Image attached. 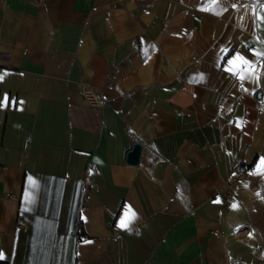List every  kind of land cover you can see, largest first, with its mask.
I'll use <instances>...</instances> for the list:
<instances>
[{
  "label": "crops",
  "instance_id": "crops-1",
  "mask_svg": "<svg viewBox=\"0 0 264 264\" xmlns=\"http://www.w3.org/2000/svg\"><path fill=\"white\" fill-rule=\"evenodd\" d=\"M208 3L0 0V264H264V23Z\"/></svg>",
  "mask_w": 264,
  "mask_h": 264
},
{
  "label": "snow or ice",
  "instance_id": "snow-or-ice-1",
  "mask_svg": "<svg viewBox=\"0 0 264 264\" xmlns=\"http://www.w3.org/2000/svg\"><path fill=\"white\" fill-rule=\"evenodd\" d=\"M233 8L240 7L237 4L231 5ZM259 7L260 12L256 11V7ZM253 8V15L256 18V20L260 23H264V3L259 2L257 0V4L252 6ZM205 11H211L216 15H220L223 13V11H226L227 9L222 7V0H210V3L206 4L204 9ZM264 43V41H262ZM153 48L155 46H152ZM145 55L147 56V49L144 50ZM230 50L222 49L221 52L223 55L227 56ZM253 55L257 57L258 60L261 58H264V47H262L259 50H252ZM261 67H264V65H261ZM224 70L228 73H230L233 76H236L239 80L243 81L245 79H251L253 77H257V65L256 63L250 61L247 59L244 55L240 53H236L234 56H232L230 59L227 60L226 66ZM258 78V77H257ZM199 79H203V75L199 77ZM0 80H3V76H0ZM243 86V85H241ZM8 102V97L5 96V103ZM23 104V101L20 102ZM2 106V105H0ZM239 127V124L237 125ZM91 174V172H90ZM253 174H260L264 175V159H261L260 164L257 166V172ZM31 180V178H29ZM34 183V182H33ZM259 195V193H257ZM216 202H219L218 200ZM232 208H237V204H232ZM138 219V214L135 211V209L131 205H125V209L123 212L122 217L120 218L117 227H119L122 230L131 231V224ZM84 243H91V241H84ZM0 258H3V253L0 252Z\"/></svg>",
  "mask_w": 264,
  "mask_h": 264
},
{
  "label": "built area",
  "instance_id": "built-area-1",
  "mask_svg": "<svg viewBox=\"0 0 264 264\" xmlns=\"http://www.w3.org/2000/svg\"><path fill=\"white\" fill-rule=\"evenodd\" d=\"M80 93L84 100L88 104H95L98 102L97 94L95 93L93 87L87 83H81L80 84ZM32 137L30 134H26L23 138L22 147L24 150H27L30 143H31ZM16 224L18 226L25 227L27 225V220L22 216L18 215L16 219ZM2 244V233L0 232V247Z\"/></svg>",
  "mask_w": 264,
  "mask_h": 264
},
{
  "label": "water",
  "instance_id": "water-1",
  "mask_svg": "<svg viewBox=\"0 0 264 264\" xmlns=\"http://www.w3.org/2000/svg\"><path fill=\"white\" fill-rule=\"evenodd\" d=\"M261 93L257 92V96H260ZM142 145L140 142L135 141L131 148L126 153V162L129 164H137L140 159Z\"/></svg>",
  "mask_w": 264,
  "mask_h": 264
}]
</instances>
